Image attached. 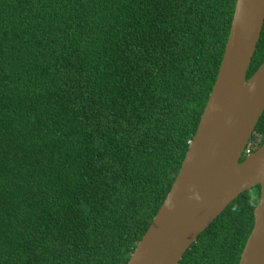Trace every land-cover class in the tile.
<instances>
[{
    "label": "trees",
    "instance_id": "1",
    "mask_svg": "<svg viewBox=\"0 0 264 264\" xmlns=\"http://www.w3.org/2000/svg\"><path fill=\"white\" fill-rule=\"evenodd\" d=\"M236 0H0V264H126L216 80ZM264 61V23L246 79ZM264 144V111L245 152ZM243 160V156L240 162ZM240 194L179 264H238Z\"/></svg>",
    "mask_w": 264,
    "mask_h": 264
},
{
    "label": "water",
    "instance_id": "2",
    "mask_svg": "<svg viewBox=\"0 0 264 264\" xmlns=\"http://www.w3.org/2000/svg\"><path fill=\"white\" fill-rule=\"evenodd\" d=\"M264 23V0H236L216 80L179 172L126 264H179L240 194L260 187L238 264H264V144L245 152L264 111V61L248 79ZM243 156V160L240 159Z\"/></svg>",
    "mask_w": 264,
    "mask_h": 264
},
{
    "label": "built area",
    "instance_id": "3",
    "mask_svg": "<svg viewBox=\"0 0 264 264\" xmlns=\"http://www.w3.org/2000/svg\"><path fill=\"white\" fill-rule=\"evenodd\" d=\"M249 151H246V153H248Z\"/></svg>",
    "mask_w": 264,
    "mask_h": 264
}]
</instances>
